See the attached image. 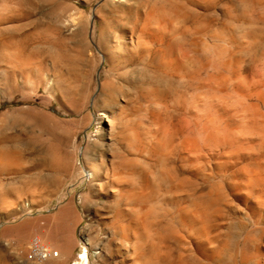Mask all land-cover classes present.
I'll list each match as a JSON object with an SVG mask.
<instances>
[{
  "label": "bare ground",
  "instance_id": "1",
  "mask_svg": "<svg viewBox=\"0 0 264 264\" xmlns=\"http://www.w3.org/2000/svg\"><path fill=\"white\" fill-rule=\"evenodd\" d=\"M164 1L174 18H156L155 4L97 50L113 77L99 78L97 153L88 145L80 153L105 240L89 234L81 245L92 255L73 261L74 246L53 255L37 237L52 251L38 262L264 264V0ZM19 16L3 4L0 32ZM16 38L0 36V62L14 79L30 80L40 56ZM19 160L0 152V168ZM43 183L39 169V189Z\"/></svg>",
  "mask_w": 264,
  "mask_h": 264
},
{
  "label": "rangeland",
  "instance_id": "2",
  "mask_svg": "<svg viewBox=\"0 0 264 264\" xmlns=\"http://www.w3.org/2000/svg\"><path fill=\"white\" fill-rule=\"evenodd\" d=\"M6 3L17 7L20 16L16 27L3 26L0 36L17 37L19 47L40 56L41 63L32 78L25 81L14 79L0 62V152L17 153L20 158L17 165L0 168V261L54 264L55 259L41 263L31 257V243L37 237L43 238L44 244L53 250L58 249L59 256L69 244L74 246L73 261L75 258L77 261L83 254L86 257L92 255L81 245L86 236L93 234L100 243L105 240L102 224L93 217V210L100 205V200L88 183L82 181L86 162L85 154L80 153V147L86 145L97 153L99 78L105 71L109 80L113 77L110 66L99 63L98 47L106 36L118 35L122 26L138 18L145 19L146 13L156 5L161 7L156 18H174L172 3L164 0H0L1 11ZM120 16L123 17L120 19ZM2 51L0 49V55ZM58 55H62L64 62ZM39 169L43 174L42 189L37 185ZM26 227L29 230L25 232ZM24 236L28 240H22Z\"/></svg>",
  "mask_w": 264,
  "mask_h": 264
},
{
  "label": "built area",
  "instance_id": "3",
  "mask_svg": "<svg viewBox=\"0 0 264 264\" xmlns=\"http://www.w3.org/2000/svg\"><path fill=\"white\" fill-rule=\"evenodd\" d=\"M52 254L51 249L48 250L46 248H42L39 246V244L37 243V241H33L31 243V257L38 261L39 260V256L42 257L43 259H46L47 257H49ZM53 255H58V251L55 250L53 252Z\"/></svg>",
  "mask_w": 264,
  "mask_h": 264
}]
</instances>
